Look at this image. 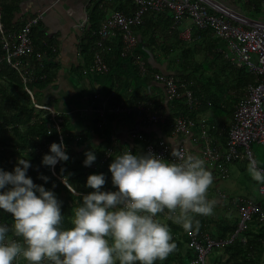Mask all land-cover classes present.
Listing matches in <instances>:
<instances>
[{"label":"trees","instance_id":"trees-1","mask_svg":"<svg viewBox=\"0 0 264 264\" xmlns=\"http://www.w3.org/2000/svg\"><path fill=\"white\" fill-rule=\"evenodd\" d=\"M18 1L0 0V57L4 55L2 36L19 32L25 22L15 19ZM247 4L252 5L256 12L264 11L259 0H248ZM119 7L120 11L130 14L136 10L137 4L134 0H125ZM99 11L96 13L97 16L91 19V32L89 31L85 43H81L80 46L86 64H89L94 54L99 52L102 53L108 65L107 72L97 74L98 79L101 80L102 89L105 91L103 93L115 88V100L124 99L127 102L146 100V95L139 94L140 87L142 84L151 83V80L153 81L152 73L158 71L147 59L148 52L155 58H157V53H162L167 58L172 57L177 72L167 73H175L179 77L185 78L195 97L199 100V105L197 109H189L180 98L169 101L165 96L164 98H155L153 106L157 110L156 104L165 101V107L168 106L171 111V115H166L168 122L160 125L161 129L164 128L162 132L167 136L170 134L168 123L172 115L182 114L197 119L201 114L211 109L219 115L218 127H224L223 130L220 129L213 134L220 133V141L224 142L233 107L244 97L248 84L255 79L254 74L248 71L245 65L233 64L226 59L219 50L223 43L207 31H203L202 37L198 40H181L177 31L169 29L172 22V14L169 10L161 11L156 16L148 11L144 14L142 23L133 27L134 33L140 31L147 38L145 46L149 49L148 52L140 45H137L133 51L135 56L139 55L148 61L147 71L142 74L131 53L126 56L120 55L121 43L118 38L107 39L101 47L97 45L95 32L102 20ZM34 46L35 52H43L44 57L38 59L35 52L30 57L31 72L35 78L28 80L26 85L22 82L19 71L13 65L5 59L0 60V167L12 170L18 156H28L32 165L28 170V175L33 178L34 182L44 184L46 188H54L62 201L65 226H71L73 210L79 198L61 181V175L70 174L69 181L78 188L79 192L86 193L92 190L85 184L88 174L104 172L106 183L102 187L113 189L109 182L111 172L108 165L114 156L101 162L103 148L100 145L102 141H100L99 145L95 149L93 148L96 152V160L90 166H85L82 161L87 149L74 150L69 143L70 138H67L65 140L66 150L69 153L67 161L58 162L53 167L54 172H52L51 166L41 162L43 154L50 151L49 148L44 147L45 144L53 141L59 142V132L54 125H47L49 120L46 110L33 105L26 87L33 91V95L34 91L45 89L54 80L58 65L53 61L55 54L52 47L46 43L34 44ZM82 68L83 66L77 65L72 70L79 76L82 75ZM158 84L160 85V83ZM159 89L161 90V86ZM34 98L36 100L35 96ZM62 116L60 131L75 135L76 126L71 117L63 113ZM96 121L95 117L93 131L98 134L101 140L109 141L110 127L108 125L98 127ZM77 135L75 136L78 144H83L88 139L84 133L79 132ZM146 135L151 139L153 132ZM40 174L47 175L50 179L45 181L41 179ZM158 215L161 216V213ZM0 218L11 223L10 214L4 211H0ZM198 218L200 220L199 229L206 228L211 222L210 215ZM236 221L237 216L234 221H230L226 216L220 215L216 220L215 230H212L213 234L217 238L229 236L235 229ZM167 222L171 225L176 249L166 259L158 260L155 264H191L190 261L194 254L187 246L186 230L170 220ZM245 235L246 243L233 240L231 243L215 249L216 251L222 250L218 264H264V224L252 221Z\"/></svg>","mask_w":264,"mask_h":264},{"label":"clouds","instance_id":"clouds-1","mask_svg":"<svg viewBox=\"0 0 264 264\" xmlns=\"http://www.w3.org/2000/svg\"><path fill=\"white\" fill-rule=\"evenodd\" d=\"M49 149L43 164L54 167L69 159L62 136ZM96 158L89 148L82 163L90 166ZM31 166L28 156H18L12 170L0 167V210L11 217V223L0 221V264L20 258L27 264H155L176 249L167 221L196 231L198 217L212 214L216 204L209 196L214 175L201 155L185 152L169 160L125 147L108 165L114 189L102 187L104 172L88 174L85 184L92 190L86 193L69 181L70 174L61 175L79 198L71 226H65L62 201L54 188L34 182ZM250 171L264 181L256 166Z\"/></svg>","mask_w":264,"mask_h":264},{"label":"built area","instance_id":"built-area-1","mask_svg":"<svg viewBox=\"0 0 264 264\" xmlns=\"http://www.w3.org/2000/svg\"><path fill=\"white\" fill-rule=\"evenodd\" d=\"M259 1L264 6V0ZM134 2L137 4V8L133 13L125 14L114 9L100 21L95 32L96 43L99 47L107 39L118 38L121 43L120 55L126 56L131 53L139 70L144 74L147 71L148 61L133 54L138 45V38L133 32V27L142 23L143 16L148 11L156 16L161 11L169 10L172 14L169 29L177 31L181 40H198L202 37L203 31H207L223 43L219 50L224 57L233 64L245 65L246 69L254 74L255 79L248 84L244 97L233 107L224 142L220 141V133H217L219 135L213 134L220 129L223 130L224 127L219 128L218 124L214 122H208L201 118L193 119L182 114L171 116L168 123L170 130L168 136L161 130L152 131L151 127H159L167 123V116L153 106L152 100L133 102H127L124 99L115 100V88L106 93L93 94V101L87 111L95 115L97 126L106 125L110 115L134 116L147 128L144 132L136 131L130 135L133 139L141 142L143 152L154 151L169 160H175L185 152L195 153L206 160L207 167L212 172L219 170L224 174L227 173L229 164L246 158L252 165L264 172V166L257 165L250 150L252 141L264 145V19L243 15L228 6V8L224 7L225 4L217 0H134ZM42 13L43 11L40 10L30 16L19 32L13 33L9 37L2 36L4 55L0 57V60L5 59L13 65L19 71L25 85L28 80L35 78L31 72L30 57L35 52L31 30L32 26L36 25L42 17ZM193 29H196L195 34ZM35 53L38 59L44 57L43 52ZM107 71L108 65L102 53L99 52H96L91 62L82 68L83 75ZM152 79L160 83L168 101L180 98L187 108H198L199 100L195 97L185 78L179 77L175 73L154 71ZM26 90L33 105L46 110L49 120L47 125L52 124L56 127L59 132V140L61 136L64 142L67 138L72 139L71 135L60 131V123L63 121L62 113L48 104L37 102L33 91L27 87ZM151 132L153 135L150 139L146 134ZM181 137L189 139L192 151L188 150ZM108 140L110 143L102 150L101 162L119 152L113 133L108 134ZM49 145L50 142H47L44 147L49 148ZM93 166L95 167V164ZM51 170L54 172L53 167ZM68 187L72 190V187L69 185ZM256 193L262 196V200L243 196L232 199L237 210V221L234 231L229 236L217 238L209 226L196 231L186 230L187 246L194 254L190 261L191 264H210L208 261L210 252L233 240L246 243L245 234L250 223L256 221L264 224V181L258 182ZM163 214L165 215V213ZM0 221L5 220L0 218ZM16 264H27V261L20 258Z\"/></svg>","mask_w":264,"mask_h":264},{"label":"crops","instance_id":"crops-1","mask_svg":"<svg viewBox=\"0 0 264 264\" xmlns=\"http://www.w3.org/2000/svg\"><path fill=\"white\" fill-rule=\"evenodd\" d=\"M125 0H19L18 9L15 14V19L19 22L26 21L30 16L36 14L37 11L42 10V17L38 23L32 26L31 39L35 45L39 43H46L52 47L55 56L53 61L58 65L57 73L54 80L43 89V99L40 103L48 104L57 111L69 115L73 120L76 129L80 133L88 136L87 141L83 144L77 143L78 135H71L72 139L69 142L71 147L80 151L83 148H96L100 143L104 148L110 141L101 140L97 133L93 131V123L95 122V115L88 112L87 108L92 103L94 92H105L102 89L101 80L98 79L97 74L88 73L87 75H79L72 70L73 67L79 65L84 66V53L81 51V43H85L91 30V19L97 16V11L101 13L102 19L108 15L112 10H120V5ZM229 8L243 14L240 7L235 4V0H217ZM248 3V0H244ZM103 7H100V6ZM251 9L252 5H248ZM264 7L263 5H261ZM254 10V9H253ZM263 16L251 18H262ZM245 15V14H243ZM247 16V15H246ZM196 29H193L194 32ZM91 32V31H90ZM138 38V46L148 52L146 45V37L140 31H135ZM11 35H8V37ZM113 39V38H110ZM106 41V40H105ZM145 46V48H144ZM148 60L158 71L177 72L173 65L172 57L167 58L162 53H157L155 58L148 52ZM51 59V57H48ZM143 76V75H142ZM141 85V84H139ZM161 85L155 80H151L149 84H142L140 87V95H146L148 100L164 98L163 89H159ZM165 101L156 104L157 108L163 114L171 113L169 107H165ZM171 115V114H170ZM110 127V133H113L116 139V148L118 151L125 147L132 151L143 152L141 142L130 137L131 133L136 131L144 132L147 130L137 118L130 115H110L106 126ZM152 131H162L164 128L151 127ZM164 131V130H163ZM183 138V142L189 151H192L191 142L187 137ZM76 139V140H75ZM174 140V139H173ZM104 141L106 144H104ZM114 189V185L110 184ZM161 217H166L161 213Z\"/></svg>","mask_w":264,"mask_h":264},{"label":"rangeland","instance_id":"rangeland-1","mask_svg":"<svg viewBox=\"0 0 264 264\" xmlns=\"http://www.w3.org/2000/svg\"><path fill=\"white\" fill-rule=\"evenodd\" d=\"M242 10L243 14L247 16L259 17L263 16V13H259L251 9L244 0H235L234 2ZM34 96L38 102L43 99V91H34ZM41 99V100H40ZM201 119H205L208 122H219V115L214 113L211 109L207 110L205 113L199 116ZM79 129L75 131V135L79 133ZM76 140V139H75ZM71 141V139H70ZM104 144L106 142L104 141ZM250 150L253 154L254 159L258 166H264V145L255 141L250 144ZM250 166L252 164L246 159H240L228 165V171L226 174L220 172L219 170H214V180L209 188L210 198L216 200L214 212L212 215L211 222L207 225L211 230H215V224L217 218L221 216H226L230 221H234L237 216V210L235 205L232 203V199L243 196L249 197L256 200H262V196L256 193V185L258 180L254 179L251 174ZM110 179V178H109ZM109 182L112 184V180ZM223 194V195H222ZM222 254V250H214L209 253L208 261L210 264H218V259Z\"/></svg>","mask_w":264,"mask_h":264},{"label":"water","instance_id":"water-1","mask_svg":"<svg viewBox=\"0 0 264 264\" xmlns=\"http://www.w3.org/2000/svg\"><path fill=\"white\" fill-rule=\"evenodd\" d=\"M224 7L228 8L226 5H223Z\"/></svg>","mask_w":264,"mask_h":264}]
</instances>
